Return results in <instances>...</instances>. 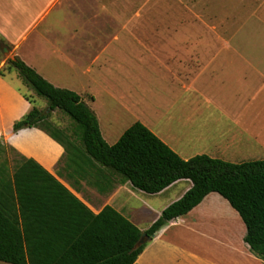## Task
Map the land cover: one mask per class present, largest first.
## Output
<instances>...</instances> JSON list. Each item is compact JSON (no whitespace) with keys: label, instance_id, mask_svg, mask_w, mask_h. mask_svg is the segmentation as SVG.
I'll use <instances>...</instances> for the list:
<instances>
[{"label":"crops","instance_id":"crops-1","mask_svg":"<svg viewBox=\"0 0 264 264\" xmlns=\"http://www.w3.org/2000/svg\"><path fill=\"white\" fill-rule=\"evenodd\" d=\"M146 3L0 0V43L53 85L78 93L101 130L106 126L114 132L124 125L125 132L140 121L184 159L264 160V60H245L243 47L189 39L194 36L190 32L133 28V20L146 17L133 14V4ZM151 81L162 86L155 99L147 93ZM133 84L144 92L139 95L142 103L156 102L162 109L130 119ZM105 101L103 124L98 110ZM33 105L6 73L0 75V142L38 162L95 214L110 205L146 232L193 186L190 179H181L148 193L142 206L133 205L131 199L145 192L130 182L116 183L94 168L76 174L61 163L64 147L43 129L15 132L14 123ZM78 176H88L92 183ZM99 178L107 181L101 189L93 183ZM77 180L75 189L71 181ZM246 233L238 211L212 192L152 236L134 264H264L245 242Z\"/></svg>","mask_w":264,"mask_h":264},{"label":"trees","instance_id":"trees-1","mask_svg":"<svg viewBox=\"0 0 264 264\" xmlns=\"http://www.w3.org/2000/svg\"><path fill=\"white\" fill-rule=\"evenodd\" d=\"M0 47V75L16 69L34 91L47 99L48 111L33 105L13 129L39 127L65 149L66 169L85 175L94 168L116 183L159 193L181 179L193 186L166 207L146 233L154 236L183 216L209 193L225 197L243 219L245 242L264 260V160L231 163L208 155L182 158L140 121L114 144L104 138L98 117L73 90L53 85L20 57L7 58ZM28 98V96H27ZM30 99V98H28ZM60 110L74 123L70 134L49 121ZM18 157L10 165L8 151ZM71 178L73 176H67ZM91 184L88 176H78ZM106 179L93 182L100 189ZM77 182L71 181L78 188ZM113 183V179L112 182ZM142 230L115 208L95 214L63 182L34 159L0 142V261L10 264H134L147 243L136 247Z\"/></svg>","mask_w":264,"mask_h":264},{"label":"rangeland","instance_id":"rangeland-1","mask_svg":"<svg viewBox=\"0 0 264 264\" xmlns=\"http://www.w3.org/2000/svg\"><path fill=\"white\" fill-rule=\"evenodd\" d=\"M145 13L146 17L133 20V28L155 29L163 28L170 30H180L190 32L194 36L189 39L203 41H217L218 44L230 47H243L245 60H264V0H147L144 5L133 4V14ZM186 38V39H188ZM254 50V53H253ZM12 58V53H4V60ZM6 75L26 94L35 101V105L48 111V101L38 95L16 69L7 70ZM15 74L18 76L15 77ZM147 93L154 95L162 86L149 82ZM144 93L140 86L132 85L130 92L132 100L130 119L137 114L155 115V112L162 109L151 102L142 103L139 95ZM92 103V102H91ZM92 106V104H90ZM103 124L107 121L108 102H100ZM51 113L49 121L56 127L66 130L70 134L74 128L73 121L60 110L49 111ZM130 112V111H128ZM127 112V113H128ZM114 132L103 126L102 134L109 144H114L124 133L125 127L121 125ZM7 156L10 165L14 164V159L18 155L13 151H8ZM148 193H138L132 198L133 205L142 206L146 198H150ZM0 264H10L0 261Z\"/></svg>","mask_w":264,"mask_h":264},{"label":"water","instance_id":"water-1","mask_svg":"<svg viewBox=\"0 0 264 264\" xmlns=\"http://www.w3.org/2000/svg\"><path fill=\"white\" fill-rule=\"evenodd\" d=\"M0 47L2 48V51L4 53H8L9 52L8 47L2 45L1 43H0ZM151 238H152V236L148 235L146 232H142V236H141L139 242L137 243L136 247H139V246L147 243L149 240H151Z\"/></svg>","mask_w":264,"mask_h":264}]
</instances>
